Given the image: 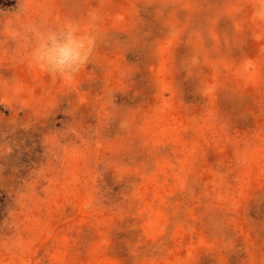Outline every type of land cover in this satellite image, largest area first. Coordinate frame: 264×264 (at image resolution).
Returning a JSON list of instances; mask_svg holds the SVG:
<instances>
[{
  "label": "rangeland",
  "instance_id": "obj_1",
  "mask_svg": "<svg viewBox=\"0 0 264 264\" xmlns=\"http://www.w3.org/2000/svg\"><path fill=\"white\" fill-rule=\"evenodd\" d=\"M0 264H264V0H0Z\"/></svg>",
  "mask_w": 264,
  "mask_h": 264
},
{
  "label": "clouds",
  "instance_id": "obj_2",
  "mask_svg": "<svg viewBox=\"0 0 264 264\" xmlns=\"http://www.w3.org/2000/svg\"><path fill=\"white\" fill-rule=\"evenodd\" d=\"M71 40V36H69V42ZM76 59V53L71 49L69 44H65L64 46L54 48L52 50V54L49 57V62L57 65H62L65 63H69Z\"/></svg>",
  "mask_w": 264,
  "mask_h": 264
}]
</instances>
